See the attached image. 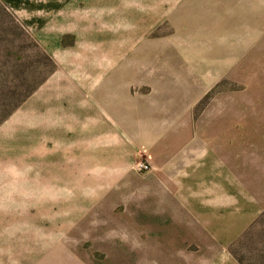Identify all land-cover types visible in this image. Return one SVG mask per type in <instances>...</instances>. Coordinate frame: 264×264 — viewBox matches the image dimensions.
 Here are the masks:
<instances>
[{
	"label": "rangeland",
	"instance_id": "obj_1",
	"mask_svg": "<svg viewBox=\"0 0 264 264\" xmlns=\"http://www.w3.org/2000/svg\"><path fill=\"white\" fill-rule=\"evenodd\" d=\"M189 125L264 145V0H0V264H224L151 227Z\"/></svg>",
	"mask_w": 264,
	"mask_h": 264
},
{
	"label": "crops",
	"instance_id": "obj_2",
	"mask_svg": "<svg viewBox=\"0 0 264 264\" xmlns=\"http://www.w3.org/2000/svg\"><path fill=\"white\" fill-rule=\"evenodd\" d=\"M182 128L177 132L189 136L183 143H171L173 157L180 155L182 162L164 181L166 189L157 192L156 226L151 227L177 231L185 240L182 244H198L205 255L213 254L224 264H241L230 246L264 212V145L258 144L259 128Z\"/></svg>",
	"mask_w": 264,
	"mask_h": 264
},
{
	"label": "built area",
	"instance_id": "obj_3",
	"mask_svg": "<svg viewBox=\"0 0 264 264\" xmlns=\"http://www.w3.org/2000/svg\"><path fill=\"white\" fill-rule=\"evenodd\" d=\"M136 167L141 170H150L153 168L152 164L148 161L145 160H139L136 162Z\"/></svg>",
	"mask_w": 264,
	"mask_h": 264
},
{
	"label": "trees",
	"instance_id": "obj_4",
	"mask_svg": "<svg viewBox=\"0 0 264 264\" xmlns=\"http://www.w3.org/2000/svg\"><path fill=\"white\" fill-rule=\"evenodd\" d=\"M264 213V212H263ZM263 213L261 214V216L263 215ZM260 217V216H259ZM239 239V238H238ZM237 239V240H238ZM236 240V241H237ZM236 243H233L231 246H230V250H231V252L233 253V255L240 261V263H242V264H244V262H243V259L241 258V257H239V256H237L235 253H234V251H233V246L235 245Z\"/></svg>",
	"mask_w": 264,
	"mask_h": 264
}]
</instances>
